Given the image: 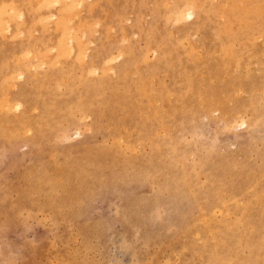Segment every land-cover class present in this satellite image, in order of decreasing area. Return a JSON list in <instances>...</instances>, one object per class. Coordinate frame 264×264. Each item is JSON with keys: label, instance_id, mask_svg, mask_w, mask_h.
<instances>
[{"label": "rangeland", "instance_id": "374dc122", "mask_svg": "<svg viewBox=\"0 0 264 264\" xmlns=\"http://www.w3.org/2000/svg\"><path fill=\"white\" fill-rule=\"evenodd\" d=\"M77 1L0 0V264H264V0Z\"/></svg>", "mask_w": 264, "mask_h": 264}, {"label": "bare ground", "instance_id": "6f19581e", "mask_svg": "<svg viewBox=\"0 0 264 264\" xmlns=\"http://www.w3.org/2000/svg\"><path fill=\"white\" fill-rule=\"evenodd\" d=\"M77 2H78V1H77ZM82 2H83V1H82ZM79 3H80V0H79V2H78L77 4H79ZM10 8L12 9V6L9 7V11L11 12ZM187 10H189V9H187ZM184 12H185V17L190 18V17L192 16L191 12H188V11H184ZM181 13H182V12H181ZM76 16H77V15H76ZM180 18H181V16H180ZM66 19H68V18H66ZM66 19L64 18V21H65ZM178 19H179V18H178ZM73 20H74V17H72V21H73ZM60 21H61L60 23L63 25V23H62V22H63V18H62ZM69 21H71V19H68V22H67V20H66V22H65V25H66V26L68 25V24H66V23H71V22H69ZM61 24H60V25H61ZM65 25H64L63 27L65 28L66 31H68V30L71 28V26H70V28L67 30ZM69 25H71V24H69ZM69 25H68V27H69ZM58 26H59V25H58ZM81 27H82V26H81ZM72 28H73V26H72ZM58 29H59V28H58ZM60 30H61V29H59L58 31H60ZM71 32H73V31H70V30H69V33H71ZM60 33H61V32H60ZM65 33H67V32H65Z\"/></svg>", "mask_w": 264, "mask_h": 264}]
</instances>
